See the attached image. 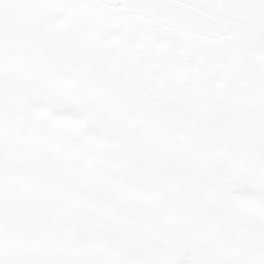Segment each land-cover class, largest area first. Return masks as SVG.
<instances>
[{"label": "snow or ice", "instance_id": "obj_1", "mask_svg": "<svg viewBox=\"0 0 264 264\" xmlns=\"http://www.w3.org/2000/svg\"><path fill=\"white\" fill-rule=\"evenodd\" d=\"M0 264H264V0H0Z\"/></svg>", "mask_w": 264, "mask_h": 264}]
</instances>
